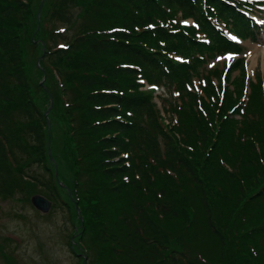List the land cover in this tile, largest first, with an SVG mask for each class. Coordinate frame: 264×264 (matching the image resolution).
<instances>
[{
	"label": "trees",
	"instance_id": "trees-1",
	"mask_svg": "<svg viewBox=\"0 0 264 264\" xmlns=\"http://www.w3.org/2000/svg\"><path fill=\"white\" fill-rule=\"evenodd\" d=\"M71 3L81 6L82 20L73 21ZM46 5L36 25L47 19L67 28L47 30L40 63L54 67L66 113L74 112L83 127L76 147L69 139L61 147L73 159L68 197L77 199L84 229H93L103 264H264L260 79L249 81L244 105L237 87L222 82L216 89L211 77H203V95L186 86L207 57L239 49L218 26L254 37L258 27L240 10L250 6L241 0ZM185 17L194 24H182ZM33 19L31 0H0V196L21 192L30 178L46 187L56 207L60 193L26 171L35 152L50 169L44 109L19 94L28 86L22 58ZM139 78L177 91L179 102L165 106L175 113L174 124L161 120L153 90H141ZM87 175L90 197L78 193Z\"/></svg>",
	"mask_w": 264,
	"mask_h": 264
},
{
	"label": "rangeland",
	"instance_id": "rangeland-1",
	"mask_svg": "<svg viewBox=\"0 0 264 264\" xmlns=\"http://www.w3.org/2000/svg\"><path fill=\"white\" fill-rule=\"evenodd\" d=\"M45 1L31 0L32 12L37 19L32 21L30 40L25 38L22 58L28 86L26 90H18L20 96L25 100L29 99L44 109L45 117L49 123L46 128L45 146L47 152L45 158L50 169L48 171L38 163L40 156L38 152H35L32 153L31 159L37 161H30L26 171L28 170L30 175H39L43 183L49 181V187L60 193L61 201L56 207H53L49 200L50 206L47 211L36 208L31 198L35 195L45 196L46 187L30 178L23 179L25 188L21 192H15L11 197L0 196V244L1 248L10 255L12 261V263L5 261L0 249V264H103L99 255L101 250L91 242V238L94 237L93 229H84L77 199L75 202L69 198L71 196L70 178L73 159L70 154L66 157L61 147L62 143L67 142L68 139L71 143L70 147H76V144L80 143L78 133L83 127L78 126L74 112L66 113L70 108L66 105L65 98L61 93L54 67L52 68L47 61H44V65L40 63L43 49V40L41 41V39L45 40L47 30L49 28H67L58 21H48L47 19H42L44 28L42 25H36L37 20L39 18L41 20L43 14L45 15L47 8ZM258 1L260 3L257 12L261 14L256 13L255 16L261 23V28L257 37L251 38L252 35L247 34L246 36L249 38L236 39L235 45L238 46L244 60L236 59L238 55L235 54L228 56L221 54L209 58L201 68V76L195 78L211 77L216 84V89L222 82L229 83L231 89L237 87L239 100L246 95L248 81H254L251 78L261 79L264 86V0ZM87 3L85 1V4ZM70 8L74 14L73 21L82 20L81 6L71 3ZM78 13L81 14L78 15ZM184 22L192 23V20L187 18L184 19ZM76 24V22H72L69 27L70 31L75 30ZM141 81L143 82V80ZM199 81L195 82L192 86L193 89L198 88ZM46 86H49V91L44 90ZM142 89L154 90L153 101L156 102L161 120L169 124L172 120L175 122V113L166 114L162 110V108L165 109L167 103L179 102L176 99L177 91L173 86L148 87L144 84ZM262 89L264 92V87ZM51 94L56 95L59 102L53 103ZM73 134H77L76 137ZM82 152L80 151L79 154ZM120 157H130V152H122ZM51 165L52 167H50ZM79 167H82L80 163ZM52 170L55 178L52 176ZM57 173L59 177H57ZM79 186L81 188L79 194L86 192L85 195L91 196L92 183L88 175L86 176V186L81 184Z\"/></svg>",
	"mask_w": 264,
	"mask_h": 264
},
{
	"label": "water",
	"instance_id": "water-1",
	"mask_svg": "<svg viewBox=\"0 0 264 264\" xmlns=\"http://www.w3.org/2000/svg\"><path fill=\"white\" fill-rule=\"evenodd\" d=\"M33 205L41 211H47L50 205L48 199L42 195H35L31 198Z\"/></svg>",
	"mask_w": 264,
	"mask_h": 264
}]
</instances>
